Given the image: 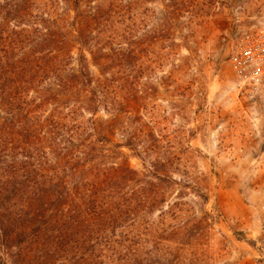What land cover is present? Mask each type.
<instances>
[{"label": "trees", "instance_id": "trees-1", "mask_svg": "<svg viewBox=\"0 0 264 264\" xmlns=\"http://www.w3.org/2000/svg\"><path fill=\"white\" fill-rule=\"evenodd\" d=\"M96 1L95 58L81 46L101 70L138 61L147 33L138 31L151 26L154 42H166L181 16L192 24L218 0H141L142 13L132 0ZM60 4L75 14L81 8V0H0V264H161L159 226L144 219L178 206L164 194L175 184L163 174L168 154L135 150L149 164L142 173L115 162L132 143L113 146V128L95 123V114L117 111V99L110 83L93 86L84 51L69 69L80 36L67 32ZM105 38L120 53L107 57ZM194 235L187 225L167 243L186 247Z\"/></svg>", "mask_w": 264, "mask_h": 264}, {"label": "rangeland", "instance_id": "rangeland-1", "mask_svg": "<svg viewBox=\"0 0 264 264\" xmlns=\"http://www.w3.org/2000/svg\"><path fill=\"white\" fill-rule=\"evenodd\" d=\"M132 1L142 13L143 2ZM96 2L81 0L78 14L63 4L56 11L67 32L80 36L69 69H78L84 51L93 86L98 79L110 83L118 109L95 114V123L113 128V146L132 143V150L118 149L115 162L142 173L149 164L135 150L145 155L154 146L160 158L168 154L163 174L175 184L164 194L170 203L179 198L178 206L166 208L164 218L157 212L144 219L159 226L161 264H264V175L257 167L264 163V90L243 82L233 61L242 39L264 26V0H218L211 15L192 24L181 16L162 43L154 42L151 26L138 31L147 32L138 61L130 67L112 61L101 70L81 46L95 58ZM105 40L108 48L111 38ZM137 40L135 34L131 42ZM101 43L107 57L120 53L117 41L109 50ZM187 225L195 234L191 245H168L171 232Z\"/></svg>", "mask_w": 264, "mask_h": 264}, {"label": "built area", "instance_id": "built-area-1", "mask_svg": "<svg viewBox=\"0 0 264 264\" xmlns=\"http://www.w3.org/2000/svg\"><path fill=\"white\" fill-rule=\"evenodd\" d=\"M233 61L243 82L264 90V26L242 39ZM257 167L264 175L263 161H259Z\"/></svg>", "mask_w": 264, "mask_h": 264}]
</instances>
